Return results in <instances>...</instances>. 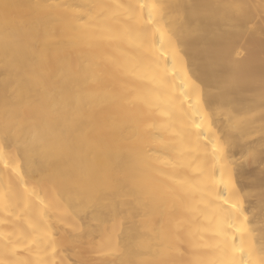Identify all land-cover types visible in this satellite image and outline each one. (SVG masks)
<instances>
[{
	"label": "bare ground",
	"instance_id": "1",
	"mask_svg": "<svg viewBox=\"0 0 264 264\" xmlns=\"http://www.w3.org/2000/svg\"><path fill=\"white\" fill-rule=\"evenodd\" d=\"M239 1L0 0V264H264Z\"/></svg>",
	"mask_w": 264,
	"mask_h": 264
},
{
	"label": "rangeland",
	"instance_id": "2",
	"mask_svg": "<svg viewBox=\"0 0 264 264\" xmlns=\"http://www.w3.org/2000/svg\"><path fill=\"white\" fill-rule=\"evenodd\" d=\"M240 1H241V5L243 3L248 5L247 0H240ZM240 1H239V5H240ZM262 1L263 2L259 4L260 9L256 13L253 11L252 8L248 6V10L246 11V13L248 14L247 15L248 23L245 26V30L247 31L248 34H253L255 32V29L261 27V24L264 27V0ZM253 2L255 3V0H253ZM258 30H260V28ZM260 169L264 173V164L260 167Z\"/></svg>",
	"mask_w": 264,
	"mask_h": 264
}]
</instances>
